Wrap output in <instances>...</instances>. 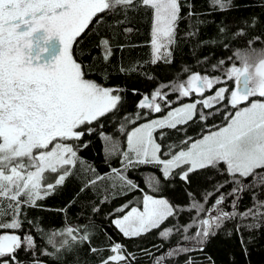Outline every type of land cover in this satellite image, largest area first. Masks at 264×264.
Masks as SVG:
<instances>
[{"label": "snow or ice", "instance_id": "6c2138e0", "mask_svg": "<svg viewBox=\"0 0 264 264\" xmlns=\"http://www.w3.org/2000/svg\"><path fill=\"white\" fill-rule=\"evenodd\" d=\"M215 3L221 9L228 6L226 0H215ZM183 6L190 7L188 0ZM141 9L145 13L149 10L152 13L148 63L171 62L169 48L176 43L178 24L183 18L181 0H0V264H24L17 258L18 252L23 250L28 253L37 249L31 234H18L27 221L24 209L41 208L38 201L54 193L69 177L77 175V165L80 172L94 174V179L86 181L81 192L94 187L98 181H110L113 197L126 194L124 189L132 191L138 188L126 173L130 168L141 165L160 167L166 179L172 178L174 172L179 170L176 175L189 183L190 174L197 170L210 167L220 172L219 166L223 164L224 171L230 177L227 182L236 185L228 195L236 196L237 200L245 190L264 188V49L251 48V42L249 48L239 55L240 66L232 65L224 73L225 84L228 80L235 81V88L224 105L225 109L231 107L235 111L225 112L226 124L208 131L195 141L186 137L179 143L167 144L168 158H161L162 145L157 142L154 133L159 130V139L163 141L166 137L163 130L179 132L184 129L178 128V125H188L190 121L195 123L194 117L204 121L208 115H213H206L204 109L224 102L229 92L228 87H218L215 94L206 99L184 103L167 111L166 115L132 129L127 134L126 151L120 152L119 145L110 136L100 133L107 142L105 151L109 155L119 154L123 157L120 169L112 168L109 173L101 175L78 155L90 144V141H81L85 134L92 135L96 131L93 123L118 110L122 89L105 87L86 78L91 66L78 62L73 46L78 48V38L94 20L97 28L104 23L101 14L121 16L120 20L109 25L117 27L130 22L129 12L138 14ZM123 31L127 35L133 28L125 27ZM236 35L243 33L237 32ZM99 46L103 60L107 61L112 55L109 40L101 38ZM224 63L220 60L211 67L215 69ZM121 70L131 71L135 68ZM221 82L220 76L210 78L193 73L186 81L176 83L173 91L178 93V99L190 97L203 94ZM164 87L161 85L156 89L151 99L144 96L138 108L161 113L163 109L161 103L156 102L157 97L165 101V107H170L171 102L166 100L168 94L161 91ZM252 97L261 99H252L248 106H240ZM136 118H141L139 112ZM124 129L125 125L121 124L120 130ZM176 148L180 150L174 151ZM248 177H252V180L245 184L243 181ZM149 187L159 191L158 179L153 177ZM188 195L191 198L189 210L198 213L207 211L209 214L207 219L199 220L200 231L194 236H183L184 240H194L195 248L178 244L159 256L144 250L153 264H167L171 258L202 250L209 237L215 235L216 229L237 216L240 219L254 217L264 222V201L254 199L252 208L238 213L237 200L232 203V211H224L219 206L225 197L220 196L206 210L204 203L196 200L194 194ZM209 195L205 194V202ZM108 199L106 196L105 200ZM131 203L113 210V214L124 213L112 223L126 238H138L159 229L170 217L184 210L174 206L167 198H157L147 193L143 195V210L137 206L130 207ZM63 211L66 212V209ZM93 211L99 212V208ZM212 212L216 215L212 216ZM196 223L193 220L186 225L184 233ZM244 226L254 228L259 225ZM173 231L171 227L165 228L158 235L168 239ZM92 234L87 226L83 229L68 226L52 232L47 235V244L53 251L41 249V254L58 259L61 250L71 252L74 245L90 242ZM240 239L243 245V237ZM109 250L113 254L101 259L100 264H131L137 259L134 253L125 254L126 248L120 243L110 245ZM102 251L100 248H90L93 254ZM30 264L44 262L33 258ZM184 264L195 262L189 258Z\"/></svg>", "mask_w": 264, "mask_h": 264}, {"label": "trees", "instance_id": "16d2710c", "mask_svg": "<svg viewBox=\"0 0 264 264\" xmlns=\"http://www.w3.org/2000/svg\"><path fill=\"white\" fill-rule=\"evenodd\" d=\"M188 2L190 7H184L185 0H181L183 18L178 24L176 43L169 48L172 53L171 62L148 63L151 54L152 13L150 10L145 13L144 9L138 14L129 12L130 22L117 27H109V25H112L113 21L120 20L121 16L101 14L104 23L97 28L94 20L89 29L78 38V48L76 45L73 46L74 57L78 62L91 66V72L86 78L95 80L105 87L122 89L119 93L122 100L118 110L107 114L98 123L94 122L92 126L96 131L92 135L85 134L81 141L82 143L90 141V144L79 151L78 155L91 164L96 173L103 175L109 173L112 168L120 169L123 160L121 155H109L105 151L107 142L101 138L100 133L110 136L117 145L121 144L119 145L121 152L126 135L133 126L144 120L166 115L167 111L185 102H196L207 95H214L218 87H228L229 92L226 93L224 102L214 105L213 108L204 109L206 115L214 113L208 115L206 120L200 121L194 117L195 123L190 121L188 125H178V128L184 129L182 131L163 130L166 132L163 141L159 139V130L154 133L157 142L162 145L161 157L167 159V144L179 143L186 137H191L192 141L200 139L208 131L227 123L224 120L226 111L234 113L235 109L231 107L225 109L224 105L231 90L235 88V81L228 80L225 84L224 73L232 65L240 66L239 55L249 48V42L251 48L264 49V0H226L228 6L224 9H221L215 0H188ZM125 27H132L133 31L126 35L123 31ZM237 32H242L243 35H236ZM101 38H107L112 49V55L107 61L103 60L102 49L99 46ZM220 60L225 63L215 69L211 67L217 65ZM122 68L125 70L135 68V70L122 71ZM193 73L208 75L210 78L220 76L222 82L220 85H214L212 89L205 90L203 94H193L178 99V93L173 91L175 84L186 81ZM161 85H165L161 91L168 94L166 100L171 102L170 107H165V101L157 97L156 102L162 105L161 113L138 108L139 101L144 96L151 99V94ZM256 98L261 99L252 97L249 101L242 102L240 106L247 105ZM137 112L141 114L140 119L136 118ZM121 124L125 125L124 131L120 130ZM179 150V148L174 149V151ZM79 167L77 165V175L69 177L54 193L38 201L41 208L24 209L27 221L18 234H31L37 244V249L34 251L18 252L17 258L24 264H30L33 258H39L44 264H100L101 259L113 254L109 249L114 243L124 245L125 254L136 255L137 259L131 264H153V260L144 254V250L159 256L178 244L195 248V241L184 240L183 236H194L200 231L199 220L207 219L209 214L207 211L198 213L196 210H189L191 205L189 193L194 194L196 200L204 203L206 210L220 196L225 197L224 202L219 206L224 211H232V203L237 200L236 196L228 195L236 185L227 182L230 177L224 171L223 164L219 166L220 172L210 167L197 170L190 174L189 183H185L176 175L179 170L174 172L172 178L166 179L160 167L155 165L130 168L126 175L138 185V188L132 191L124 189L126 194H117L114 197L111 195L113 189L110 187V181H98L94 187H88L81 192L84 183L94 179V174L80 172ZM153 177L159 181V191H153L149 187ZM251 180L252 177H248L243 182L248 184ZM145 193L167 198L174 206H180L184 210L170 217L159 229L151 230L138 238H126L112 223L123 213L113 214V210L129 202H132L130 207L140 206ZM206 193L211 195L205 202ZM106 196L109 197L108 200H105ZM239 197L236 211L242 213L254 206V199L264 201V188L245 190L239 194ZM73 199L74 202L69 204ZM94 208H99V212H94ZM64 209L66 212L63 211ZM211 215L215 216L216 213L212 212ZM193 220L197 223L184 233L183 228ZM248 224L259 226L246 228L244 225ZM68 226H79L82 229L87 226L89 232L93 233L90 242L74 245L71 252L61 250L58 259L42 255L41 249L53 251L47 244V235ZM169 227L174 231L168 239L158 235L159 231ZM177 228L180 231H176ZM91 247L103 251L93 254L90 252ZM189 258L195 264H264V222L254 217L240 219L239 216L225 221L221 228L216 229L215 235L209 237L202 250H194L186 255L171 258L167 264H184Z\"/></svg>", "mask_w": 264, "mask_h": 264}, {"label": "rangeland", "instance_id": "374dc122", "mask_svg": "<svg viewBox=\"0 0 264 264\" xmlns=\"http://www.w3.org/2000/svg\"><path fill=\"white\" fill-rule=\"evenodd\" d=\"M47 55V54H46ZM223 87V86H222ZM114 94H116V93H114ZM208 96L209 95H207V96H205V97H202L201 99H206V98H208ZM256 99H258V98H256ZM192 102H195V101H190V102H185V103H192ZM184 104V103H183ZM182 105V104H181ZM181 105H178L177 107H180ZM244 106H248V104L247 105H244ZM244 106H242V107H244ZM160 117H162V116H159V117H153V118H150V119H147V120H144V121H142V122H140V123H138L137 125H135V126H133L132 128H130V130L128 131V133L129 132H131L132 131V129H134L135 127H138L139 125H141V124H143V123H146V122H148L149 120H151V119H156V118H160ZM216 130V129H215ZM127 133V134H128ZM119 145H121V144H119ZM127 150V135H126V138H125V140H124V142H123V146H122V149H121V152H123V151H126ZM122 157V156H121ZM162 158V157H161ZM122 159H123V157H122ZM157 198H162V197H157ZM134 206H137V207H140L141 208V210H143V205H142V203H141V205L140 206H138V205H134ZM130 210V209H129ZM128 211V210H127ZM126 211V212H127ZM124 214V213H123ZM122 214V215H123ZM121 215V216H122ZM119 217V216H118ZM118 217H116V218H118Z\"/></svg>", "mask_w": 264, "mask_h": 264}]
</instances>
